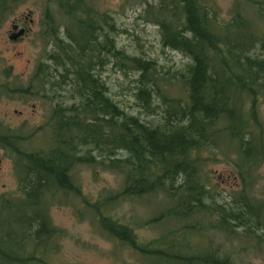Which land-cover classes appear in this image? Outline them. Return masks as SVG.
Listing matches in <instances>:
<instances>
[{"label": "trees", "instance_id": "obj_1", "mask_svg": "<svg viewBox=\"0 0 264 264\" xmlns=\"http://www.w3.org/2000/svg\"><path fill=\"white\" fill-rule=\"evenodd\" d=\"M128 3L142 5L140 18L156 27L162 49L180 54L188 63L164 71L155 60L120 49L113 36L124 31L109 12L97 10V0L44 1L46 8H55L70 22L75 47L83 50L91 41L105 47L114 70L135 76L133 97L141 113L131 115L111 99L105 83L89 73L88 53L78 56L75 64L71 60L79 87L78 110L84 117L80 123H68L67 137L64 126L52 125L47 148L11 149L22 170L14 173L18 189L0 198V264H49L39 244L45 229L49 236L58 230L50 223L51 203L42 198L47 194L79 198L99 231L136 253L141 264H233L222 247L190 246L189 239L207 234L193 217L205 207L202 153L214 150L230 159L229 152H234L235 171L244 175L251 165L249 155H255L257 135L264 131V123L245 110L247 98L253 104L264 98V26L258 24H264V0H236L227 20L206 0H123L122 8ZM56 22L61 21L53 17L55 44L60 42ZM86 27L102 40L85 36ZM244 135L251 137L246 140ZM80 165L119 174L121 188L115 196L90 203L73 180ZM179 179L182 184L176 185ZM157 193L173 204L160 215L166 229L150 240L139 237L141 226L107 214L117 199L140 201ZM216 223L213 220V228ZM222 224L228 231L235 226L229 220ZM237 224L245 229L226 237L224 245L236 238L244 246L256 244L262 229L258 218L245 217Z\"/></svg>", "mask_w": 264, "mask_h": 264}, {"label": "flooded vegetation", "instance_id": "obj_2", "mask_svg": "<svg viewBox=\"0 0 264 264\" xmlns=\"http://www.w3.org/2000/svg\"><path fill=\"white\" fill-rule=\"evenodd\" d=\"M19 2L20 0H0L2 4L0 6V20L3 19L0 22V27L4 23L7 25L9 31L6 35L9 44L13 47L32 38L37 45H40L43 54L37 62L32 64L30 69L31 61L24 59L22 54H12V59L0 54V105L3 104L2 109L5 110L3 115L7 116L8 120L17 122L16 125L12 126L8 120L6 124L4 117H0V174L3 171L1 165L4 164L5 159L8 160L10 171L13 174L19 172L20 169L22 170L20 166H16L15 155L11 149L17 148L20 152L21 150L47 148L51 144L52 125L60 123L64 126L67 137L68 123L70 121L75 123L82 121L84 114L78 110L80 97L77 92L79 87L74 79L75 71L70 66L71 60H73L72 64H75L78 56L88 53L91 62L88 61L89 73L100 79L101 72L111 65L113 67V60L111 56H106L105 47L99 46L98 48L92 41L83 50L73 45L74 43L70 39L71 36H76L75 32L69 30L70 22L65 20L64 16L60 17V13L53 10L55 8L45 7L41 19L36 22L30 9L18 11ZM53 17L61 21L60 24L56 22L58 26L57 35L60 36V42L57 44L53 41L54 35L51 30ZM95 25L99 26L100 22H96ZM91 31V27H86L83 34L88 35L89 38H96V41L100 42L102 37L99 34L95 37ZM101 34L102 36L105 35L106 30ZM17 35L18 37L11 38ZM82 51L84 52L82 53ZM16 60L21 63L25 61L24 70L17 71V73L13 71L14 65L12 64V61ZM57 61H61L62 65L66 67L62 68L57 64ZM18 62L16 65H19ZM246 100L245 110L255 120L258 116L257 105L264 104V98H259L254 104L250 97ZM251 106L253 109L250 108ZM37 111L40 113L39 117L36 116ZM41 115L42 118L40 119ZM250 137L251 135H244L246 140ZM257 139L259 141L255 145V155H249L251 159L248 162L251 165L248 170H245L244 175L235 171L238 156L234 152L226 151L229 152L231 161H225L230 159L224 154L214 150L209 151L211 158H213L214 153L223 155L224 163L228 169L226 176L223 174L216 176L219 183L211 185L208 178L204 179L205 197L203 203L205 207L203 211L195 213L193 216L197 225H204L207 229L206 245L210 247H223L227 241L226 237H233V235L243 232L244 225L239 226L237 222L248 217L254 221L258 218L262 224L259 226L262 229L258 232L261 236L253 246H243L239 250V254L251 253V251L253 254H260L264 248V186L256 183L258 169L264 167V131L257 135ZM64 173L67 175V170ZM261 177L264 180V177ZM223 191L227 199H222L221 202L220 194ZM4 195V193L1 194L0 198ZM58 195L47 194L43 195L42 198H47L49 202ZM21 198L23 200V196H19V199ZM213 220L219 222L215 224V228H213ZM228 220L232 225H235L230 231L226 230L222 224ZM51 226H53L52 223ZM44 234L39 249L48 251L54 247L52 243L57 238L58 232L54 236H49V230L45 229Z\"/></svg>", "mask_w": 264, "mask_h": 264}, {"label": "rangeland", "instance_id": "obj_3", "mask_svg": "<svg viewBox=\"0 0 264 264\" xmlns=\"http://www.w3.org/2000/svg\"><path fill=\"white\" fill-rule=\"evenodd\" d=\"M45 0H20L18 3V11L30 9L34 14V21H39L44 11ZM210 2L215 9L218 10L222 20L229 19L231 12L236 4V0H206ZM123 0H97V10L100 12H109L115 20L120 30L124 31L119 36H113L116 45L120 49H124L129 55L142 56L147 59L155 60L164 71L170 69L172 72L179 69L187 62L186 59L170 50H163L160 45V39L157 29L150 23H145L140 18L143 6L128 3V6L122 8ZM242 8H246L244 5ZM249 12L251 8L248 9ZM220 23V25H222ZM263 27V23H258ZM9 31L7 25L2 24L0 27V54H4L6 58L12 59V54H22L24 59L30 60L29 69L34 62L38 61L43 54L40 45L31 38L14 47L9 44L6 35ZM12 61L14 65L13 71L24 70L25 61ZM100 77L108 88L111 99L118 103L120 107L131 115L139 116L138 108L135 106L134 79L135 76L128 73L125 77L117 69L114 70L112 65L100 73ZM0 105V117H4L7 124L8 117L4 116L5 110ZM20 109V108H19ZM42 111V110H41ZM12 112V110H11ZM256 121L264 123V104L257 105ZM36 116H40L39 111ZM37 117V120H38ZM141 119L145 116L141 115ZM42 118V115L40 119ZM146 118L145 120H149ZM10 125H16V121L9 119ZM211 153L203 152L201 157L205 161L201 168L202 178H208L211 185L219 183L216 176L218 174H227V166L224 163L223 155L217 154L211 158ZM214 156V155H213ZM212 156V157H213ZM215 159V162H212ZM2 173L0 174V195L13 193L16 191L17 183L15 176L10 171V164L7 159L1 165ZM73 180L80 188L83 196L88 201L94 202L97 199L107 196H115L121 188L122 178L119 174L110 171H104L99 167L89 168L84 165L75 167L73 171ZM264 167L258 169L257 185L264 186ZM182 184V180H178L176 185ZM222 199H227L224 191L220 194ZM47 200V198H46ZM49 217L54 228L58 230V236L52 243L54 247L45 251L49 264H141L139 256L131 251L127 246L121 245L114 240L102 234L96 224L91 219V214L86 205H82L81 200L74 196L54 197L50 202ZM173 203L164 199L163 194H156L150 198L140 201L117 199L113 204L108 206L107 214L117 219L123 224H129L133 227H139L137 233L141 239L150 240L158 236L166 225L160 222L162 212ZM87 207V208H86ZM146 222H151L148 227ZM187 222V221H185ZM181 224V222L179 223ZM233 241V242H232ZM190 246H206V238L192 236L189 239ZM232 244H225L222 249L231 257L233 264H264V248L260 254L247 252L239 254L245 242L239 239L231 240Z\"/></svg>", "mask_w": 264, "mask_h": 264}, {"label": "water", "instance_id": "obj_4", "mask_svg": "<svg viewBox=\"0 0 264 264\" xmlns=\"http://www.w3.org/2000/svg\"><path fill=\"white\" fill-rule=\"evenodd\" d=\"M16 37H18V35H17V36H13V37H11V38H16Z\"/></svg>", "mask_w": 264, "mask_h": 264}]
</instances>
